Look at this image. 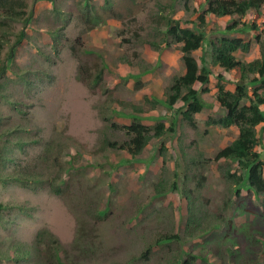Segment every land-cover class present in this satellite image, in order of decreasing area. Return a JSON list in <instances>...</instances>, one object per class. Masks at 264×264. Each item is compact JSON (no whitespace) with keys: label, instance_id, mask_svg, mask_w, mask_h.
<instances>
[{"label":"rangeland","instance_id":"374dc122","mask_svg":"<svg viewBox=\"0 0 264 264\" xmlns=\"http://www.w3.org/2000/svg\"><path fill=\"white\" fill-rule=\"evenodd\" d=\"M14 1L26 3L31 20L25 39L8 61L24 21L6 17V6L0 3V70L6 67L0 76V152H4L0 157V264H53L56 259L51 254L55 250H60L64 264H164L176 258L184 261L190 251L206 256L205 262L200 259L196 264H264V196L256 199L245 190L237 198L224 174L227 170L239 173V168L233 162L214 161L238 137L236 127L207 129L205 118L218 119L225 114L219 105L195 116L196 130L188 121L183 122L179 113L176 133L153 138L135 160L129 154L104 149L107 140L128 139L125 132L112 130L111 124L130 125L134 122L130 115L136 116L141 109L139 116L152 128L161 119L170 122L171 110L164 105L152 109L144 97L153 94L166 99L167 86L185 73L183 54L179 45L173 44L166 49L169 56L165 59V52L140 40L155 43L158 33L151 29L157 25L159 6L168 8L174 0H120L113 6L105 0H89L91 11L105 24L122 23L110 28L108 36L86 32L80 12L83 0H54L52 8L63 11L59 20L47 0ZM184 3L178 1L176 12L169 18L193 22L195 25H188L203 29L208 43L230 36L226 28L240 21L238 29L250 28L246 35L251 37L252 46L248 55L239 53L238 57L252 60L258 50L260 55L264 48L263 10L261 15L250 12L240 20L207 16L202 24L199 18L206 9L195 15L184 8ZM126 5L129 9L122 15ZM190 6L193 10L196 7ZM69 16L76 19L70 22L71 37L55 40L51 31L62 28ZM79 37L86 52L74 54L72 48ZM194 54L199 62L201 51ZM80 66L90 75L82 77ZM144 69L153 71L139 90L133 75ZM100 72L102 80L94 86L92 82ZM215 77L207 86L195 85L196 90L209 89L202 98L212 106L217 100ZM176 108L182 110L183 102ZM106 117L110 120L105 121ZM206 130L208 134L203 136ZM57 148L61 155L55 153ZM256 150L264 160V146ZM46 152L51 154L49 166ZM69 162L73 169H68ZM107 164L117 169L112 171ZM27 174L44 183L25 182L21 176ZM48 178L57 179V183L60 179L71 182L56 195ZM159 184L165 192L156 194ZM186 194L203 228L211 227L205 236L192 237L195 225L187 227L190 202ZM228 201L232 203L226 207ZM220 214L234 219L227 239L223 236L228 228L216 220ZM42 230L51 236L40 247L36 237ZM165 236L177 238L159 244L157 241ZM210 241L219 244L218 255L207 254ZM227 244L234 258L226 250ZM150 245L154 248L143 257Z\"/></svg>","mask_w":264,"mask_h":264},{"label":"trees","instance_id":"16d2710c","mask_svg":"<svg viewBox=\"0 0 264 264\" xmlns=\"http://www.w3.org/2000/svg\"><path fill=\"white\" fill-rule=\"evenodd\" d=\"M188 1H192L196 4L194 9L195 15L201 8L206 9L204 14L199 18L202 24H205L207 16L218 18L232 17L238 18L240 20L241 18H245L250 12H257L258 15H261V10L264 6V0H202L201 3L199 1L197 2L196 0ZM0 3L6 6L3 12L6 17L14 20L19 19L24 21V28L21 30V32H19L17 40L10 50L8 61H11L10 59L13 57L15 48L18 47V45H20L25 39L26 29L31 20V13L28 11V7L25 2L21 3L15 2L14 0H0ZM105 3L109 4L110 0H105ZM89 5V0H83L80 9L82 20L87 24L86 32L95 29L102 23V19L96 13L91 11V7H89ZM159 11L160 13L157 17L159 20H166L168 27V29L165 31L160 30L161 37L164 38L163 41H166L168 36L171 38V43L167 42L165 47L172 45V43H181L183 45L181 46V51L183 53L182 61L185 67L184 75L172 80V84L170 87H168V96L166 101L159 102L155 99V103H161L165 105L168 110L173 112L170 122L168 119H161L159 120V123L154 128H152L151 126L141 122L143 121V119L139 116V114L142 113L141 109V112L136 115L137 117L134 116V113L130 115V117H132L134 120L132 124L119 125L114 122L111 124L112 130L118 133L121 131L125 132V135L128 137V139L124 141H119L121 140L119 139L114 142L113 140H107L105 142L104 149L116 151L118 153L129 154L135 160L142 154L144 149L153 138H162L163 136H166L167 133H176V128L178 126L177 118L179 113H181L183 116V122L188 121L194 129H197L195 116L200 115L204 109H211L212 105L205 102V100L202 98L203 94L209 93V89L202 88L200 90H196L195 85L198 84L201 86H207L210 83L211 77L215 75V78L218 81L216 101L221 106V108L225 110V116L218 119L209 116L205 118V124L207 125L208 130L214 127H218L221 130H228V128L235 126L239 130V135L234 141L224 147L217 154L214 161L218 162L220 160H224L226 162H233L236 164V168H239V173L227 170L224 174L227 180L226 182L229 184L230 190L237 198L242 195L243 191L247 190V192L254 195L256 199H260L261 196H264V160H262V154L256 149L257 147L264 146L263 46L258 59L251 62L242 61L238 58V54L249 53L252 45L251 37L246 35L250 29L247 25L238 29L240 21L234 22L231 26L226 28L225 33L230 34V36L236 34V37H222L218 38L216 42L208 43L203 29H198V27L195 26L192 29H183L180 27V21L173 22L167 20L168 17L166 18V16L163 14L167 11V8L160 6ZM53 12L55 13L57 20H59L61 15L60 9L54 7ZM26 14H28L27 17H24ZM70 17L71 16L67 17L68 20L66 19V23L69 21ZM160 24L161 23H158V25ZM65 27L66 24L64 23L62 28L57 29L56 31H51V36L55 38V40L64 39L67 41L68 37L65 33ZM252 28H257V26L253 25ZM74 44L75 45L72 48V52L74 54L78 53V51H83L84 53L86 52V50L83 49L84 47L82 37L76 38ZM152 44L157 45L156 47L160 48L158 44ZM207 48L210 50L207 51ZM198 50H200L202 53V56L199 59L200 64H198V61L193 56V53ZM219 68H222L224 72L220 74H214L212 72L213 70ZM5 69V66L1 68L0 76L1 73L5 71ZM149 71V69H144L139 75H133L134 80H136L135 84L138 86L137 89L140 90L144 86L142 80L148 73H150ZM231 73H234V76ZM79 74L82 77L90 75L83 66L79 67ZM226 75H229V77ZM101 80L102 72L95 76L92 84H97ZM23 81H26V79ZM224 84L234 87V90H227ZM259 84L260 87H258ZM251 87L253 89L252 94H250ZM178 102H183V106L186 109L185 112L183 111L184 108H182V110H180V108H174ZM138 110V108H135V111L138 112ZM17 111L21 112L19 109H17ZM107 120H110L109 117H106L105 121ZM258 127H261L260 131L257 130ZM208 130L204 131L203 136L208 134ZM46 153L45 160L49 166L51 154L48 152ZM55 153L61 155L62 151L60 148H57ZM3 154L4 152H0V157ZM69 164L70 168L68 169H73V164L71 162H69ZM105 165L106 163L100 165V168L102 169L105 167ZM107 165L110 166V170L112 171L117 169L116 165ZM108 173L110 174L111 172ZM21 178H23L24 181L26 180L25 182L34 180L36 183H39V181L44 183L43 180L39 179L37 176L35 177V175L32 176V174L21 176ZM13 179L19 180V178L15 177H13ZM201 179L205 181L204 176ZM70 182V179L66 181L60 179L58 183L57 179H47V183H49L52 187V192L56 195H61L63 192L61 187L66 185L69 186ZM160 185L161 184L156 185V194L165 192V189H160L162 187ZM199 185H201V182H199ZM174 187L176 186L174 185ZM199 188L202 187L199 186ZM192 191H190L191 194ZM185 197H187L188 201L190 202V206L188 207L190 217L187 227L189 228L195 225L196 228V231L194 234H192V237L194 235L205 236V234L210 231L211 227L209 229L203 228V225L201 224V217H198L197 213H195L193 210V201L187 196V194ZM230 203H232V201H228L225 206L228 207ZM225 210L226 208H224V211ZM249 212L252 214L251 210H249ZM216 220L218 224L228 228V233L223 236L224 239H227V236L233 229L234 219H228L226 215L220 214ZM215 227L216 225H213V228ZM50 236L51 235L49 232L43 230L40 231L37 235L38 245L41 247L43 244H46V240H48ZM176 238L177 237L174 238L165 236L161 237V239L157 242L159 244H169ZM210 242L212 244L209 245L210 250L207 251V254L212 253L218 255L220 250L219 244L212 241ZM227 247L228 248L226 250L230 253V257L234 258V254L231 252V246L227 244ZM153 248L154 247L150 245L143 257H147V253L151 252ZM55 251L56 252L54 254H51V258L53 257L56 259V263L53 264H64L61 261V256L59 254L60 250ZM205 258L206 256H197L194 254V252L190 251L188 252L186 260L181 261L177 260L176 258L174 261H169L164 264H196V261L200 259L205 262ZM254 264L260 263L255 262Z\"/></svg>","mask_w":264,"mask_h":264},{"label":"clouds","instance_id":"9594fccd","mask_svg":"<svg viewBox=\"0 0 264 264\" xmlns=\"http://www.w3.org/2000/svg\"><path fill=\"white\" fill-rule=\"evenodd\" d=\"M48 2H50L51 4H52V6H53V2H54V0H47ZM178 1H183V0H174V2H173V4L170 6V7H168L167 8V11L166 12H164L163 14L166 16V18L168 17V19L167 20H170V21H173L171 18H169V16H171V15H173L175 12H176V8H177V2ZM194 4V7H195V3H193L192 1L191 2H189L188 0H185V3H184V8L187 10V11H190V10H192V11H194L193 10V8H191V6H190V4ZM160 7V6H159ZM165 7V6H164ZM187 7H188V9H187ZM191 8V9H190ZM206 8V7H205ZM53 10V9H52ZM262 10H263V12H264V6L262 7ZM261 10V11H262ZM160 13V11L158 12V14ZM158 14H157V16H158ZM193 14H194V12H193ZM197 15V14H196ZM181 19V20H180ZM162 20V19H161ZM175 21H180L181 23H180V27L181 28H183V29H192L193 27H191L194 23L193 22H190V23H187V22H184V21H182V18H177L176 20H174L173 22H175ZM162 22H164V23H161L160 25H158V23H160V20H159V18L157 19V30H156V32L158 33V36H156L155 37V43L156 44H158L159 46H160V48H157L156 46L157 45H154V47L156 48V50L158 49V50H160L161 51V53L163 52H165L166 51V49H169V48H171L172 46H173V44H175V43H172V45H170V46H166L165 47V44L167 43V42H170L171 43V38L168 36V38L166 39V41H163V37H161V33H160V30H163V31H165L166 29H168V27H167V21L166 20H162ZM65 23V22H64ZM191 25V26H189V25ZM195 25V24H194ZM63 26H64V24H63ZM156 39H158V40H156ZM161 44V45H160ZM176 46L177 45H179V47H180V52L182 53V51H181V46H183L181 43H177V44H175ZM181 45V46H180ZM252 46V45H251ZM198 51H200V50H198ZM198 51H196V52H198ZM196 52H194V53H196ZM250 52H251V49H250ZM249 52V53H250ZM258 52H259V50L257 51V57L256 58H254V59H252V60H250L249 62H251V61H254V60H256V59H258L259 57H260V55L258 54ZM193 53V56H194V58H195V54ZM249 53H247V54H242V53H240V54H242L243 56L244 55H248ZM183 54V53H182ZM239 55V54H238ZM183 57V56H182ZM239 58V57H238ZM196 59V58H195ZM200 59V58H199ZM240 60H242V61H245V62H247L245 59H242L241 58V56H240V58H239ZM197 60V59H196ZM198 61V60H197ZM183 62V61H182ZM105 64V66H107V63L105 62L104 63ZM103 64V65H104ZM150 64V63H149ZM198 64H200V61L198 62ZM151 65H153V64H151ZM184 65V64H183ZM185 68V67H184ZM220 69V68H219ZM222 69V68H221ZM223 70V69H222ZM152 71L153 70H150L149 72L150 73H148L146 76H145V78L142 80V82H144L145 83V81H146V78L152 73ZM214 71V70H213ZM216 71V70H215ZM223 72H224V70H223ZM223 72H221V73H223ZM218 74H220V73H218ZM136 75V74H135ZM143 83V84H144ZM146 84V83H145ZM172 84V81L170 82V84L167 86V90H168V87H170V85ZM166 90V91H167ZM164 96L166 97V99L165 100H162L161 98H159L158 96H156V95H153V94H149L148 96H145L144 97V100L147 102V103H149V104H151V106H152V109H155L157 106H160V105H163V104H161V103H155V99L156 100H158L159 102L160 101H166L167 100V96H166V92H165V94H164ZM148 100V101H147ZM215 103H216V105H214L213 104V106H212V108H214L215 106H217V105H219L218 104V102L217 101H215ZM165 106V105H164ZM220 106V105H219ZM184 107V106H183ZM167 108V107H166ZM174 108H175V106H174ZM211 108V109H212ZM220 108H221V106H220ZM176 109H178V108H176ZM222 109V108H221ZM205 110V109H204ZM207 110V109H206ZM186 111V109L184 108V112ZM223 111H225V110H223ZM203 112V111H202ZM202 112L200 113V114H202ZM181 114V113H180ZM181 116V118L183 119V116H182V114L180 115ZM198 116V115H197ZM208 116V115H207ZM223 116H225V114L223 115ZM223 116H221V117H223ZM220 117V118H221ZM140 118H142L143 119V121H145L144 119V117L143 116H141ZM212 118H213V116H212ZM143 121H141V122H143ZM144 123V122H143ZM145 124V123H144ZM146 125H148V124H146ZM191 125V124H190ZM149 126V125H148ZM151 127H153V126H151ZM192 127V126H191ZM193 128V127H192ZM197 128H198V126H197ZM218 130H220L218 127H216ZM231 128H235V126H233V127H230V128H228V129H231ZM194 129V128H193ZM208 129V128H207ZM236 129H237V131H238V134H237V136L239 135V130H238V128L236 127ZM194 130H196V129H194ZM37 238V237H36Z\"/></svg>","mask_w":264,"mask_h":264},{"label":"crops","instance_id":"0c3cea01","mask_svg":"<svg viewBox=\"0 0 264 264\" xmlns=\"http://www.w3.org/2000/svg\"><path fill=\"white\" fill-rule=\"evenodd\" d=\"M94 1H97V0H94ZM120 0H110V3H112L111 5L113 6V4H118V2H119ZM49 6V9H50V11H53L52 9V4L49 2V3H47ZM64 4V3H63ZM103 5H104V2H103ZM123 14L122 15H124L125 14V11L126 10H128L129 9V7L126 5L125 7L123 6ZM61 12V15H63V11L62 10H60ZM96 14L98 15V13L96 12ZM60 15V16H61ZM100 17V16H99ZM101 18V17H100ZM102 19V18H101ZM104 20V19H103ZM103 20H102V23L100 24V25H98L95 29H93V30H91V33L90 34H94L95 32H103L105 35H107L108 36V32H109V29L110 28H114V27H118V25H120V24H122L121 22H119V21H116V23L113 25V24H105V22H103ZM74 21H76V19L74 18V17H70V19H69V21L66 23V27H65V33L67 34V37L69 38V37H71V35H70V33H69V31H70V26L72 27V25H71V23L70 22H74ZM70 23V24H69ZM69 24V25H68ZM105 24V25H104ZM155 30H157V25H155V27H153L152 29H151V31H155ZM126 32V31H125ZM123 33H124V31H123ZM148 33H146L145 34V36L147 35ZM120 36L122 35V33H120L119 34ZM135 36H136V38L137 39H139V38H141L138 34H135ZM48 37H50V34H48ZM99 43V42H98ZM140 43L141 44H144L145 46L146 45H152L153 47H154V45L151 43H148L147 42V44L145 43V41H144V39H142V40H140ZM100 46L102 47V45H101V43H100ZM154 49V48H153ZM166 56H169V52H165L164 54H163V57H165V59H167L166 58ZM247 62H249L250 60L249 59H247L246 60ZM150 64H152L151 62H149ZM216 71H223L221 68L220 69H217ZM149 79V78H148ZM153 80V83H156V80H154V79H152ZM209 114V113H208ZM236 136H237V132H236Z\"/></svg>","mask_w":264,"mask_h":264}]
</instances>
